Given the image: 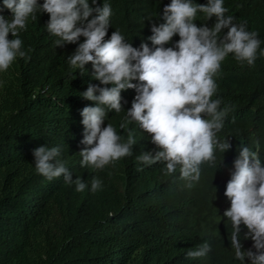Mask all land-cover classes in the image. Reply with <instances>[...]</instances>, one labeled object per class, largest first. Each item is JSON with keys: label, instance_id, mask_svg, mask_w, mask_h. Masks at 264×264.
Wrapping results in <instances>:
<instances>
[{"label": "trees", "instance_id": "1", "mask_svg": "<svg viewBox=\"0 0 264 264\" xmlns=\"http://www.w3.org/2000/svg\"><path fill=\"white\" fill-rule=\"evenodd\" d=\"M37 2L42 5L44 0ZM88 2L93 8L111 6L105 40L117 30L134 48L147 43L154 50L148 39L152 26L165 22L163 9L171 0ZM192 2L207 5L208 0ZM224 7L225 16L246 23L261 44L253 66L229 54L214 77L217 91L212 99L222 101L221 109L230 108L217 137L232 147L226 153L217 148L215 164H202L198 181L181 179L179 166L165 174L166 162L147 166L138 159L159 149L151 134L127 116L135 89L122 91L123 110L110 111L102 126L112 124L121 142L131 135L132 155L103 169L82 167L80 152L86 146L81 143L80 113L96 102L81 95L89 84L112 85L93 79L91 63L85 69L70 66L69 56L85 37L57 47L60 38L46 28L50 15L37 8L36 19L29 17L26 29L19 30L26 55L0 71V264H251L247 258L236 259L231 248L232 224L224 216L231 202L224 193L241 144L258 151L264 166V57L259 55L264 51V0H224ZM0 8V15L10 21L13 13L3 0ZM195 23L212 28L216 17L207 20L198 11ZM8 38L14 39L11 33ZM179 39L177 34L165 47ZM40 146L60 149L56 159L65 163L72 183L63 175L49 181L36 172L33 150ZM78 177L86 184L83 192L76 191ZM93 179L101 181L95 192ZM241 227L244 250L252 249L254 242L243 238L248 229ZM205 243L210 246L205 256L187 257Z\"/></svg>", "mask_w": 264, "mask_h": 264}, {"label": "clouds", "instance_id": "2", "mask_svg": "<svg viewBox=\"0 0 264 264\" xmlns=\"http://www.w3.org/2000/svg\"><path fill=\"white\" fill-rule=\"evenodd\" d=\"M92 3L96 4L97 0ZM3 6L13 13V18L9 21L0 15V71H7L17 57L26 55L21 51L19 30L26 29L29 17L36 19L34 13L40 8L50 15L46 28L60 38L55 41L57 47L86 38L69 56L70 66L85 69L91 63L93 79L105 86L112 85L109 88L89 84L81 95L96 102V106H86L80 113L84 126L81 143L86 146L80 152L82 167L92 165L103 169L132 155L135 140L131 135L127 142H121L112 124L102 127L110 111L123 110L121 93L128 89H135L137 94L127 116L151 134V142L159 149L138 157L144 165L166 162L165 174L174 173L179 166L181 179L198 181L201 165L215 164L217 148L223 153L231 149L228 141L220 142L217 137L230 108L221 109L222 101L212 99L217 91L214 77L229 54H234L241 64L253 66L261 41L257 32L246 30V23L237 24L233 16H225L228 9L224 0H208L207 5L171 0L163 9L165 22L152 26L153 34L148 39L156 46L154 50L147 43L134 48L117 30L105 40L112 14L108 3L93 8L88 0H44L42 5L37 0H3ZM198 11L207 20L216 17L212 28L196 25ZM10 33L14 39L8 38ZM177 34L180 39L175 45L165 47ZM259 55L264 57V51ZM120 127L123 129L125 125ZM237 150L235 170L224 193L231 202L224 212L232 224L229 240L236 259L244 262L247 258L251 264H264V166L258 151L243 144ZM33 155L38 174L49 181L63 175L66 183L73 182L65 163L56 159L60 155L58 147L40 146L33 150ZM74 182L77 192L85 190L81 178ZM100 187L101 181L93 179L92 191ZM242 225L248 229L243 238L254 242L255 251L244 250ZM209 251L210 246L205 243L199 250L189 251L187 257H203Z\"/></svg>", "mask_w": 264, "mask_h": 264}]
</instances>
